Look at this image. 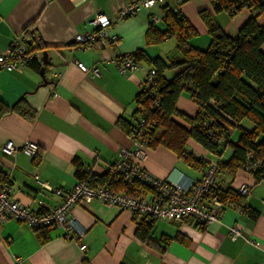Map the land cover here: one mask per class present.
<instances>
[{"label":"crops","instance_id":"obj_1","mask_svg":"<svg viewBox=\"0 0 264 264\" xmlns=\"http://www.w3.org/2000/svg\"><path fill=\"white\" fill-rule=\"evenodd\" d=\"M126 0H0V55L14 38L24 30L35 32L44 48H36L43 59L48 53L43 84L41 70L27 65L21 71L0 70V99L13 105L21 98L33 111V117L9 113L0 119V173L11 183V197L37 212L47 211L62 202L81 179L78 169L95 178L103 177L122 148L134 150L136 145L130 135L117 124L120 118L134 119L137 95L152 65L144 60L138 67L122 73L111 61L122 53L144 50L149 56H159L169 61L176 52V40L167 38L159 44L147 43V31L152 16L159 19L155 26L165 29L166 9L179 8L197 29L198 35L190 41L202 48L210 36L208 27L200 17L208 10L228 35H236L250 17L248 8L234 17L227 12H215L210 0H165L150 8H141L135 16L119 19L117 8ZM98 11H104L113 21L111 34L116 43L105 47L77 48L74 38L89 31V20ZM260 22H264V17ZM25 36V35H24ZM175 40V45L169 41ZM165 42H168L165 43ZM170 44V45H169ZM173 49V50H172ZM77 62L90 69L97 67L99 74L82 71ZM170 69L165 75L170 78ZM54 93L56 94L54 96ZM179 112L195 117L197 104L188 94L177 102ZM174 119L187 125L179 116ZM241 125L252 129L247 119ZM238 129L231 130V140L236 141ZM39 146L37 157L18 150L14 157L6 156L1 146L12 141L19 149L26 141ZM189 152L204 161H216L203 146L193 139L186 143ZM142 165L156 176L178 182L184 186L202 177V170L189 164L167 147L159 144L147 147ZM232 155L229 147L222 160ZM47 182L61 194L42 187L36 180ZM252 187L245 196L257 217L234 206H225L220 221L203 229L193 218L180 222L162 220L149 232L142 229L140 219L127 209L105 205L99 200L78 204L70 216L85 230L79 239L65 236L61 227H51L47 238L35 228L18 220H8L0 225V264H15L19 257L23 264H264V180L257 181L253 174L239 169L236 173L220 171L217 187L238 190L241 184ZM238 225L245 234L257 240L259 246L234 239L230 227ZM87 244L82 251L80 245Z\"/></svg>","mask_w":264,"mask_h":264},{"label":"trees","instance_id":"obj_2","mask_svg":"<svg viewBox=\"0 0 264 264\" xmlns=\"http://www.w3.org/2000/svg\"><path fill=\"white\" fill-rule=\"evenodd\" d=\"M184 1L182 0L179 6ZM210 2L215 12L224 11L234 17L242 9L248 8L251 15L239 32L231 36L223 31L208 10H202L200 17L208 27L210 36V44L206 49L191 44L190 40L198 35V31L179 8L166 9L164 30L159 29L151 21L146 34L147 43L159 44L169 37H174L177 50L169 61L159 56H149L144 50L133 52L137 67L142 60L153 66L149 72L154 73V82L148 85L146 79L143 81L137 95L133 121L128 122L120 118L117 124L131 137L137 136L143 129L139 110V105H142L148 113L147 128L144 127L147 130L145 140L148 148L165 144L178 157L202 170L208 161L187 151L185 147L187 141L193 139L217 158L220 171L236 173L239 169L245 170L248 162H257L256 167L249 173L253 174L257 181H262L264 22L260 20L264 17V0H210ZM24 35L29 45L37 43L39 48L45 47L35 32L25 29ZM40 64L37 59L28 63L35 70H41ZM44 67L46 69V65ZM167 69L174 72L170 78L165 75ZM184 93L188 94L199 107L195 117H189L177 109L178 99ZM157 97L160 105L155 107ZM9 113L30 117L34 115L23 98L13 105H7L0 99V119ZM175 116H179L187 125L176 121ZM245 119L253 123L252 129L241 125ZM236 128L239 135L236 141H232L231 130ZM229 147L232 149V155L224 161L221 158ZM78 167L77 174L81 179L86 178L92 183L108 181V171L103 177L95 178ZM4 179L6 177L0 173V181ZM112 184L117 189L122 188L119 182ZM212 191L222 202L228 204L227 206L241 208L252 217L258 216V211L247 204L245 196L238 190L222 189L217 187L215 181ZM197 224L205 229L199 221ZM153 225L151 222L141 220L139 234L142 229L149 232ZM49 228L51 227L35 229L43 236L42 240H45Z\"/></svg>","mask_w":264,"mask_h":264},{"label":"built area","instance_id":"obj_3","mask_svg":"<svg viewBox=\"0 0 264 264\" xmlns=\"http://www.w3.org/2000/svg\"><path fill=\"white\" fill-rule=\"evenodd\" d=\"M164 1L126 0L117 8L118 18L135 16L141 8H150L156 3ZM158 19L157 16L153 15L151 21L156 23ZM89 25L92 27L89 31L75 36V47L81 49L85 47H105L111 43H116V36L110 32L113 21L104 11H98L89 20ZM34 59L40 62L42 59L41 53L30 47L23 33H21L0 55V70L21 71ZM111 61L116 63L117 68L122 73L137 67L133 52L122 53ZM77 66L84 72L91 70L93 74H99L97 67L90 69L83 62H77ZM145 79L148 85L152 84L154 73L149 72ZM159 105L160 100L157 97L154 106ZM139 110L143 129L137 136L132 137L136 147L134 150L121 149L119 157L108 170L107 182L92 183L86 178L80 179L70 191L65 193L61 203L47 211L37 212L12 199L13 187L6 178L0 181V225L14 219L24 222L32 228L61 227L66 237L79 239L85 235V230L76 219L70 216V211L78 204L85 205L94 200H99L105 205L130 210L140 221L143 220L153 224L162 220L180 222L186 218H193L202 223L206 229L212 223L220 221L222 211L228 204L222 202L212 191L219 172L218 163L216 161L207 162L202 169V177L187 186L160 178L145 169L142 161L146 156L147 142L145 135L147 130L144 127L147 128L148 113L142 105H139ZM18 150L30 157H37L39 146L30 140L26 141L20 149L12 141H6L1 146L2 153L9 157H14ZM257 164V162H248L245 170L250 172ZM36 180L42 187L61 194L60 189H54L47 182L41 181L37 177ZM113 182H119L122 188H115ZM238 191L241 195L248 196L252 192V187L243 183ZM230 232L234 239L241 237L251 245L259 246L260 244L257 240L245 234L238 225L231 226ZM80 249L85 251L87 244L82 243ZM15 264H23V261L16 257Z\"/></svg>","mask_w":264,"mask_h":264},{"label":"water","instance_id":"obj_4","mask_svg":"<svg viewBox=\"0 0 264 264\" xmlns=\"http://www.w3.org/2000/svg\"><path fill=\"white\" fill-rule=\"evenodd\" d=\"M48 60H49V58H48V53H47V51H44V52H43V59H42V61L45 62V63H47ZM40 73H41V75H42V77H43V79H44L43 84H44V85H47V84L49 83V81L47 80V78H46V76H45V67H42V68H41V72H40Z\"/></svg>","mask_w":264,"mask_h":264},{"label":"rangeland","instance_id":"obj_5","mask_svg":"<svg viewBox=\"0 0 264 264\" xmlns=\"http://www.w3.org/2000/svg\"><path fill=\"white\" fill-rule=\"evenodd\" d=\"M165 43H167L168 44V42H165ZM169 43L170 44H173V47H174V45H175V40H173V38H172V41H169ZM169 44V45H170ZM193 44V43H192ZM209 44H210V39H209V41H208V43H202L201 44V46H203L201 49H206V48H208V46H209ZM196 47V46H195ZM173 50V49H172Z\"/></svg>","mask_w":264,"mask_h":264}]
</instances>
